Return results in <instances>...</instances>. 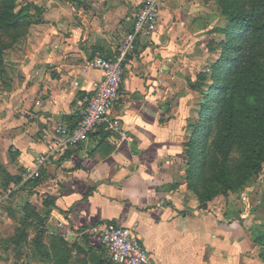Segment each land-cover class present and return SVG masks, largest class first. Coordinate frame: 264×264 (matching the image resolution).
<instances>
[{"label":"crops","instance_id":"obj_1","mask_svg":"<svg viewBox=\"0 0 264 264\" xmlns=\"http://www.w3.org/2000/svg\"><path fill=\"white\" fill-rule=\"evenodd\" d=\"M143 1L46 6L40 31L13 52V86L0 102V180H19L58 123L76 125L104 78L88 64L115 57ZM203 32L198 0H161L159 28L138 38L113 110L130 138L100 127L49 161L36 187L24 186L43 204L50 197L62 232L104 253L101 260L112 261L89 231L112 221L137 227L157 264H259L242 222L226 224L221 211L201 207L188 184L186 78L201 63Z\"/></svg>","mask_w":264,"mask_h":264},{"label":"rangeland","instance_id":"obj_2","mask_svg":"<svg viewBox=\"0 0 264 264\" xmlns=\"http://www.w3.org/2000/svg\"><path fill=\"white\" fill-rule=\"evenodd\" d=\"M15 1L14 12L26 5L32 6L29 17L22 18L18 26L9 29L0 27V45L3 46L0 54V102L6 98L13 86V66L16 62L13 52L23 50L28 37L40 31L39 25L46 22V6L62 11L61 6L69 3L74 11L83 4L80 0ZM198 3L201 6L204 39L202 49L198 52L201 63L186 78L191 99L187 126L191 130L190 136H193L197 125L204 127L211 121V136L207 140L205 133H199L195 137L200 144L189 159L192 162L189 171L190 185L197 197L204 198L202 206L210 212L221 211L226 224L242 222L255 246V256L259 264H264V241L259 242L264 234V169L257 176L243 163L246 152L263 143L264 132L253 138L237 139L228 163L222 166L219 164L220 159L213 157L212 141L217 130L216 117L202 118L204 105H208L207 113L213 107V100L210 99L214 90L211 87L213 82L211 78L206 84L201 81L200 89H193L190 85L191 82H199L201 74L207 73L210 77L214 71H218L219 60L223 54L234 56L235 51L231 48L228 50L226 43L237 38L238 33H234L232 37L223 30L231 28L233 14L240 10L251 11L252 7L246 0H198ZM258 11L259 13H255V20L261 21L264 18V5ZM38 18L42 22H37ZM247 35L241 40V61L248 77L250 68L264 65V44L255 50L249 49ZM229 94L228 91L227 98ZM232 106L237 117L244 120L251 114L255 127L259 130L264 128V116L249 113L242 105L240 96L235 97ZM217 107H220L219 104ZM215 176L217 179H214ZM102 254L104 253L92 250L82 240H74L65 235L62 225L52 216L50 208L44 206L42 199L29 188L21 187L12 180H0V264H99Z\"/></svg>","mask_w":264,"mask_h":264},{"label":"trees","instance_id":"obj_3","mask_svg":"<svg viewBox=\"0 0 264 264\" xmlns=\"http://www.w3.org/2000/svg\"><path fill=\"white\" fill-rule=\"evenodd\" d=\"M81 2L83 0H80ZM249 2V6L252 7L251 11L240 10V12L231 16L232 26L228 30H223L228 35L233 37L234 33H238L237 38L227 41L228 50L233 49L235 54L233 57H229V54H223L219 60L218 71H214L209 77L207 73L201 74V80L199 82H191L193 89H200L202 84H206L208 80H212L214 87L213 93L210 95L212 102L211 112L207 113L208 105L203 107L202 118L216 117L217 130L216 135L212 141V148L214 151V159H220L222 166L228 163V159L232 150V147L237 139H248L250 137L258 136L261 132H264V128L259 130L255 127L253 117H246L244 120L241 117H237L233 110V100L236 96H240L242 105L249 111V113H256L257 115L264 116V65H259L257 68L249 69V76H246L245 65L242 63L241 45L244 35L248 36L249 49L255 50L264 44V18L261 21L255 20V13H259L258 8L264 5V0H246ZM32 5H26L20 8L18 12H14L16 7L15 0H0V27L7 28L16 27L20 20L24 17H29V9ZM38 11L40 8L35 6ZM42 17V13L41 16ZM37 22H42V19L38 18ZM222 31V32H223ZM212 32V31H211ZM210 45V44H209ZM3 46L0 45V54ZM1 66V65H0ZM233 73V74H232ZM233 76V78H232ZM248 82V83H247ZM224 83V84H223ZM230 92L229 97L226 95ZM241 93V94H240ZM219 104V108L217 107ZM213 113V114H212ZM216 115V116H215ZM251 118V120H250ZM199 133H205L206 140L211 136V121H208L204 127L197 125L195 133L191 136L187 146L189 149L186 151L189 159L197 150L199 141L195 139ZM199 139V138H198ZM240 141V140H239ZM195 157V155H194ZM218 162H215V164ZM244 165L246 168H250L254 175L259 176L264 169V136L263 143L260 146H253L245 154ZM192 165V162H189ZM197 165V163H196ZM194 166V169L196 167ZM214 164L211 165L213 170ZM216 176L214 177V179ZM217 179V178H216ZM13 182H19V180H12ZM42 180H37L32 183V187H36ZM189 176V188L190 185ZM34 190H32V193ZM201 207L204 201L203 197H197ZM54 204V201L47 197L44 200V205L49 207ZM250 211V210H249ZM253 210H251L252 212ZM264 241V234L259 238V242ZM99 264H114L112 261L101 260Z\"/></svg>","mask_w":264,"mask_h":264},{"label":"built area","instance_id":"obj_4","mask_svg":"<svg viewBox=\"0 0 264 264\" xmlns=\"http://www.w3.org/2000/svg\"><path fill=\"white\" fill-rule=\"evenodd\" d=\"M160 7L161 0H144L136 10L130 29L117 44L115 57H96L88 64L90 69L101 70L104 78L96 84L94 92L85 97L80 119L75 126L60 122L54 127V137L46 152L36 156L31 164L21 170L19 186L24 187L40 180L49 161L61 157L66 149L77 147L100 127L130 138L122 127L120 118L113 114V110L119 99L125 62L134 51L139 37L150 36L158 30ZM89 234L99 237L101 245L115 264H157L149 255L135 226L124 227L109 221L100 227L92 228Z\"/></svg>","mask_w":264,"mask_h":264}]
</instances>
